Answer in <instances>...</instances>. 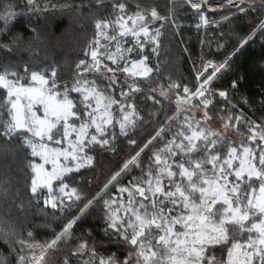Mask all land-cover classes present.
<instances>
[{"label": "snow or ice", "instance_id": "1", "mask_svg": "<svg viewBox=\"0 0 264 264\" xmlns=\"http://www.w3.org/2000/svg\"><path fill=\"white\" fill-rule=\"evenodd\" d=\"M185 2L199 13L203 24L208 23L201 11L207 0ZM96 3L102 5L103 0H96ZM252 3L253 0H227V5L240 13L253 10ZM261 4L260 11H264V0ZM69 6L43 0L41 7V0H26L25 8L29 12H47L50 8ZM16 7L15 3H5L0 8V21L3 22L0 35L7 33L10 22L16 18ZM113 7L119 12L114 19L93 21L95 35L83 49L84 56L90 59L76 62L71 87L68 81L61 86L55 63L50 68L30 69L25 62L23 72L8 63L0 66V89L6 93L0 101V137L9 142L18 137L28 149L26 165L32 174L28 186L31 196L38 200L46 190L45 205L60 211L73 204H83L52 239L44 242L18 236L5 217L0 243L9 248V256H15V264H48L49 251L58 250L61 244L71 241L74 224L103 198L102 194L110 186L118 183L130 166L140 167L138 158L166 130L162 125L95 195L89 197L66 182V177L72 173L94 165L90 149L99 146L115 151V132L110 139L109 128L118 125L120 135L127 137L129 129H134L137 121L142 120L134 99L130 101L129 97L143 91L138 78L148 81L154 71L146 63L144 46L153 45L152 51L158 54L161 31L150 25L174 20V9L169 10L168 16H162L155 7L141 8L139 4L132 14L126 12L123 2L114 3ZM223 19L229 20L230 16L225 15ZM258 31L264 32V19L241 40L240 47ZM128 36L133 38L134 46L125 48L122 41ZM102 39L109 44H102ZM113 43L114 51L110 49ZM14 47H18V40L11 44L0 42V48L9 53ZM136 48L141 56L131 59L130 54ZM35 54H39L38 50ZM234 54L218 64L206 61L201 66L203 70L196 72L195 90L185 85L183 95L174 93L176 114L167 117L166 123L177 120L180 114L191 112L192 115L185 114L172 139L153 149L147 169L142 170L143 176L134 177L128 187L119 186L120 197L103 200L105 212L101 231L111 244L123 246V257L115 252L102 254L94 240L90 244L87 239H80L71 249V257L77 258L80 264H264V121L257 122L242 111H233L237 105L227 91L220 90L218 95L227 105L218 114L223 131L207 124L213 119L208 99L214 94L212 82ZM32 55L30 51V59ZM209 68L212 69L210 73ZM89 73L106 80L107 86L98 84L95 79L89 80L85 75ZM120 73L124 74L123 82ZM180 87L169 78L167 88L158 85L150 89L146 99L159 104L161 100L152 93L158 92L159 97L168 99L169 93ZM236 87L233 81L232 88ZM117 90L119 99L115 95ZM71 93L78 96L73 97ZM197 99L199 104L194 102ZM196 110L202 112L201 118L196 117ZM5 112L7 118H4ZM241 124L246 126V133L241 132ZM229 130L246 136L248 142L229 138ZM129 143L134 145L136 141L129 139ZM3 175L0 199L15 203L19 191L12 190L9 171ZM57 181L59 196L55 195L57 189L53 187ZM124 193H127L126 202ZM16 207L24 210L22 203ZM28 237H32L31 232ZM217 249L226 250V256L217 258ZM0 264H12V261L5 258ZM62 264H72L69 255L64 256Z\"/></svg>", "mask_w": 264, "mask_h": 264}, {"label": "trees", "instance_id": "2", "mask_svg": "<svg viewBox=\"0 0 264 264\" xmlns=\"http://www.w3.org/2000/svg\"><path fill=\"white\" fill-rule=\"evenodd\" d=\"M53 2L70 6L64 9L50 8L47 12H29L25 8L26 0H0V8L5 3H15L17 6V16L10 22L7 33L0 35V42L11 44L13 40H18V47H14L11 53L0 48V66L8 63L23 72L25 62L29 64L30 69H40L46 66L50 68L55 63L61 86L64 81H68L69 87L72 86L71 81L76 71V62L79 59H90L84 56L83 49L88 40L95 35L93 21L98 18L114 19L119 14L118 9L113 7L114 3H125L128 14L137 11V4L141 8L155 7L162 16H168L169 10L174 9V20L156 21L150 25L151 28L160 29L161 47L157 54L152 51L153 45L145 44L143 55L148 57L146 63L154 71L148 81L138 78L137 82L143 91L134 94V97H129L130 101L134 99L136 110L142 120L137 121L134 129H129L127 137L120 135L118 125L114 129L109 128L110 139L111 133L115 132L113 141L115 151L101 149L99 146L90 149L89 154L94 156V165L82 168L78 173H72L70 177H66V182L77 187L81 192L87 193L89 197L95 195L111 175L119 171L124 162L135 155L136 151L154 136L162 125L166 130L138 158L140 167L130 166V170L122 173L118 183L110 186L109 190L102 194L103 198L90 207L87 213L74 224L71 230V241L61 244L58 250H50L46 257L48 264H62L64 256L69 255L72 264H80L77 258L71 257V249L80 239H87L90 244L93 240L96 242L100 253L107 255L115 252L122 258L123 246L111 244L109 237L104 236L101 231L104 227L105 212L103 200L120 197L121 194L117 191L119 186L128 187L130 181L134 182V177L143 176L142 170L147 169L153 149L162 147L172 139L185 114L192 115L191 112L180 114L177 120L166 123L167 117L176 114L177 105L174 93L178 92L183 95L185 85L195 90L197 81L194 74L202 70L201 66L206 60H213L218 64L225 61L230 54L235 53L231 55L225 68L217 73L212 82L211 88L214 94L209 95L208 99L211 101L209 112L213 119L207 122L208 126L223 131L218 114L227 105L218 95L220 90L227 91L231 101L237 105V109L233 111H242L257 122L264 121V103H262L264 102V32L258 31L257 35L247 44L240 47L241 40L256 27L260 19H264V11H260L261 0H253V10L246 13H240L237 9L203 11L208 23L199 24V13L191 11L180 0L172 3L169 0H103L102 5H98L96 0H53ZM41 7H43V0H41ZM241 7H246V5H241ZM59 13L66 14V16L58 18ZM225 15H229L230 19L224 20ZM2 27L3 22L0 21V28ZM32 29H35V32ZM101 43L109 44L103 39ZM122 44L125 48L133 47V38L126 37ZM238 48L239 50L236 51ZM110 49L115 50L114 43L110 45ZM37 50L38 55L35 54ZM30 51L33 52L31 59L29 58ZM101 51L103 52L104 49L101 48ZM140 56L139 48L130 54L131 59H139ZM105 63L110 64L109 61ZM157 66H159V71H156ZM85 75L89 80L95 79L98 84L107 86V81L103 78L91 73ZM119 78L123 82L124 74L120 73ZM169 78L179 83L181 87L172 90L168 99L159 97L158 92L152 93L161 100L159 104H153L152 101L146 99L150 89L158 85L167 88ZM233 81L237 83L236 89L232 88ZM124 87L127 89L126 84ZM5 95L4 90L0 89V101ZM71 95L78 96L77 93H71ZM115 95L119 99V90ZM194 102L199 104L200 101L197 99ZM198 111L202 115L200 110H196L195 115ZM117 115H119L118 112ZM4 118H7L6 112ZM239 127L241 132H247L245 125L241 124ZM227 136L237 142L242 139L245 143L248 142L246 136L241 137L232 130L228 131ZM129 139L135 140L136 144H130ZM27 153L28 149L22 146L18 137L10 142L0 137V179H4L3 174L9 171L10 186L13 191H19L15 203L0 199V241L3 240L5 217L9 219L11 227L18 236L44 242L52 239L67 221L78 213L79 207L83 206L82 203L78 206L73 204L63 211L46 206L44 203V197L47 196L46 190L41 193L38 200L34 199L28 190L32 174L26 165V160L29 159ZM13 155L15 159H12ZM53 187L57 189L55 195L59 196V182H54ZM123 197L126 202L127 193H124ZM19 203L24 205L23 211L16 207ZM29 232L32 233L31 238L28 237ZM89 232L91 236L88 235ZM216 255L217 258L225 257L226 250L221 252L217 249ZM5 258L15 264V256H9V248L0 243V261Z\"/></svg>", "mask_w": 264, "mask_h": 264}, {"label": "built area", "instance_id": "3", "mask_svg": "<svg viewBox=\"0 0 264 264\" xmlns=\"http://www.w3.org/2000/svg\"><path fill=\"white\" fill-rule=\"evenodd\" d=\"M174 1H178V0H169L170 3L174 2ZM180 1L184 2L191 11H193L195 13H198L195 10H193V8L189 4H187L185 2V0H180ZM210 8H211V10H210ZM227 9H236V8L228 6L227 5V0H207V4L205 6H202L201 11L202 12L203 11H205V12H214V11H222V10H227ZM199 24H202L200 19H199ZM206 61H208V60H206ZM211 61H213V60H211ZM211 71H212V69L209 68L208 69V73H210ZM194 77L196 79V73L194 74Z\"/></svg>", "mask_w": 264, "mask_h": 264}, {"label": "rangeland", "instance_id": "4", "mask_svg": "<svg viewBox=\"0 0 264 264\" xmlns=\"http://www.w3.org/2000/svg\"><path fill=\"white\" fill-rule=\"evenodd\" d=\"M65 16H66V14H63V13H59V14H57V17H58V18H64ZM197 113H198V114L196 115L197 118H201L202 115H200V112L198 111ZM41 115H42V113H41ZM46 167L50 169L51 166L48 165V166H46ZM59 195H61V194H59ZM49 206H50V205H49ZM50 207H51V206H50Z\"/></svg>", "mask_w": 264, "mask_h": 264}]
</instances>
